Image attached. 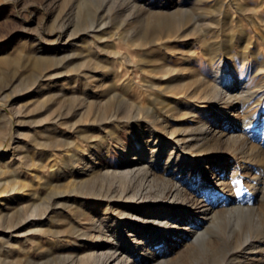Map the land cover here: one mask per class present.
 Segmentation results:
<instances>
[{
    "label": "rangeland",
    "instance_id": "374dc122",
    "mask_svg": "<svg viewBox=\"0 0 264 264\" xmlns=\"http://www.w3.org/2000/svg\"><path fill=\"white\" fill-rule=\"evenodd\" d=\"M123 1L0 0V147L3 146L0 151V193L4 191L0 195V264H83L80 256L97 248L108 250L110 246L119 250L117 254L122 251L125 258L135 259L141 264L156 262L157 256L152 257L154 253L164 257L160 264H196V260L199 264H209L199 245L213 249L210 256L221 253L222 244L218 238L235 226L225 208L252 196L254 177L264 174V161L248 147L253 143L264 149V0H125V4ZM213 9L217 14L206 18L209 21L199 20L202 24L213 23V27H208L210 30L206 37L202 24L191 30H181L163 44H153L152 47L142 45L136 35L151 15L166 17L175 13L192 17ZM88 15L96 23L97 31L83 29L87 26L83 20ZM79 21L81 24L77 25ZM64 22L70 24L66 30L68 33L60 36ZM71 31L74 34L69 35ZM214 42L222 43V49L218 50L221 55H218V60L212 61L211 44ZM244 46L246 52L242 50ZM36 54L54 55L63 64L58 68L49 65L42 73L64 71V75L48 76L40 83H34L30 63ZM198 77H207L213 83L220 82L224 90L230 83L250 90L260 88L258 96L250 101H245L242 96L229 101L225 96V100L206 101L181 96L183 100L178 108L181 110L169 116L168 129L186 126L195 129L205 124L209 134L205 145L200 147L195 139H190L193 146L172 152L175 141L171 133L164 134L165 141L157 144L151 137L155 123L149 119L138 122L118 119L101 125L95 111L85 112L81 108L59 122L54 120L61 111L57 97L54 98L59 91L68 97L76 93L81 95L88 84L97 86L91 94L96 98L97 92L110 87L130 102L136 100L152 105L151 92L158 89L148 87V83L158 86L171 79L173 84L179 85L177 88L186 91V82ZM228 92L224 91V94ZM73 121L74 127L66 124ZM11 129L14 130V139L7 136ZM233 132L241 135L239 140L227 137ZM47 140H53L51 146L44 144ZM202 146L203 151L200 149ZM154 147H160V152L154 151ZM75 151L81 155L78 164L69 159V154ZM170 155L179 157L175 171L163 168ZM129 160L169 178L184 190L186 196L176 201L159 198L157 189L165 187V184L153 182L150 185L141 174L122 181L120 177H112L105 182L102 177H97L106 168H125ZM65 171L67 177L63 174ZM90 178H95L97 188L115 181L114 186L120 188L118 195L124 185L130 188V195L140 189L146 191V188L149 192L141 194V197L137 195L133 200L117 195L115 200L102 202L90 196L73 195L63 197L60 205L55 203L52 198L54 192L79 191L77 184ZM107 184L103 188H107ZM197 202L205 203V207L215 205L220 215L225 217L199 245L193 242L192 234L197 224L205 220V210L198 209ZM47 204L51 205L45 214ZM165 204L170 213L162 219L155 217ZM244 204H248L247 201ZM252 204L262 208L264 200L257 198ZM106 205L111 209L107 211ZM107 214L116 219V232L108 230L100 238L91 236L94 232L93 218L99 221ZM12 216L16 218L12 219ZM240 221L237 223L240 225H236L235 237L256 230L250 218ZM76 226L81 227L82 232H89L77 234L80 230L75 233ZM260 227L263 228V223ZM163 250L168 251L162 254ZM244 253L238 264H263V253Z\"/></svg>",
    "mask_w": 264,
    "mask_h": 264
},
{
    "label": "bare ground",
    "instance_id": "6f19581e",
    "mask_svg": "<svg viewBox=\"0 0 264 264\" xmlns=\"http://www.w3.org/2000/svg\"><path fill=\"white\" fill-rule=\"evenodd\" d=\"M125 1V0H124ZM123 1V3H124ZM202 1V0H201ZM129 2V1H128ZM137 2V1H136ZM206 2V1H205ZM122 3V4H123ZM127 3V2H126ZM130 3V2H129ZM135 3V2H134ZM125 4V3H124ZM134 6V5H133ZM136 6V3H135ZM210 6V5H209ZM136 8V7H134ZM211 9V6L208 7ZM215 8V7H214ZM217 10L213 9V10H209V11H203L200 12L198 14L193 15V13L191 15H193L192 17H188V16H181V15H177L175 13H170L168 14L166 17H164L163 15H151L152 17H150L147 22L145 24H143L138 31L136 32L137 37L140 39V42L142 45L148 46V45H160L163 44L165 41H167L168 39H170L173 35H177L179 33V31L181 30H191L194 29L196 27H198V25H201L202 23H200V19H206L208 17H211L215 14ZM183 12V11H182ZM221 12V11H218ZM217 14V13H216ZM215 14V15H216ZM101 15V14H100ZM99 15V16H100ZM220 15V14H219ZM219 17V16H218ZM215 18V17H214ZM217 18V17H216ZM215 18V19H216ZM80 19V18H79ZM144 19V18H143ZM103 20V19H102ZM101 20V21H102ZM207 20V19H206ZM214 20V19H213ZM220 20V19H219ZM81 21V20H80ZM78 22L77 25H80L81 22ZM109 21V20H108ZM107 21V23H108ZM209 21V20H207ZM212 20H210L211 22ZM83 23L87 24V26H85L83 29H95L97 31L96 27V23L94 21H92V16L88 15L87 18L85 20H83ZM85 24V25H86ZM98 24V23H97ZM215 24V23H214ZM69 23H63L62 25V31H60V36L63 34H67L68 31L67 27H69ZM103 25V24H101ZM100 25V26H101ZM105 25V22H104ZM203 27V34L208 33V31L210 30L208 27L212 26L213 23H204L202 24ZM216 25V24H215ZM99 26V27H100ZM218 26V25H217ZM216 26V27H217ZM102 27V26H101ZM213 27V26H212ZM219 27V26H218ZM80 28V26H79ZM220 28V27H219ZM82 29V28H81ZM79 29V30H81ZM213 29V28H212ZM94 30V31H95ZM214 30V29H213ZM76 31V29L74 30ZM219 31V30H218ZM214 32V31H213ZM211 32V34L213 33ZM217 32V31H216ZM75 33H78V31H76ZM191 33V32H190ZM74 34L73 31L70 32L69 35ZM181 34V32H180ZM237 34V33H236ZM239 34V32H238ZM245 34V33H243ZM214 35V34H213ZM216 35V34H215ZM233 35V34H232ZM231 35V36H232ZM235 36V35H234ZM238 36V35H236ZM179 37V36H177ZM204 37V36H203ZM212 37V35H211ZM218 37V36H217ZM220 37V35H219ZM187 38V37H186ZM231 38V37H230ZM233 38V37H232ZM231 38V39H232ZM207 39V38H206ZM213 39V38H212ZM218 39V38H217ZM216 39V41H217ZM241 39V38H240ZM221 40V39H219ZM235 40V39H234ZM249 40V39H248ZM205 41V40H204ZM208 41V40H207ZM223 41V40H222ZM221 41V42H222ZM232 42V41H231ZM230 42V43H231ZM235 42V41H234ZM251 41H249L250 44ZM224 43V42H223ZM222 43H217L214 42L213 44H211V51L214 53L211 57V60H218V55L220 51H218L219 49H222L221 46ZM232 44V43H231ZM154 46V45H153ZM226 46V45H225ZM233 46V45H232ZM247 47V45H245ZM243 47V51H247L246 47ZM42 47V46H41ZM152 47V46H151ZM205 47V46H204ZM224 47V46H223ZM242 47V46H241ZM161 48V47H159ZM163 48V45H162ZM232 48V47H231ZM227 49V48H226ZM158 50V49H157ZM223 51V50H222ZM231 51V50H230ZM257 51V50H256ZM155 52V51H154ZM158 52V51H157ZM156 52V53H157ZM160 52V50H159ZM158 52V53H159ZM229 52V51H228ZM255 52V51H254ZM263 53V52H262ZM233 54V53H232ZM261 54V53H260ZM259 54V55H260ZM161 55V54H160ZM159 55V57H160ZM227 55V54H226ZM57 56V55H56ZM221 56V55H220ZM242 56V55H241ZM158 57V58H159ZM164 57V56H162ZM196 57V56H194ZM189 58V57H188ZM223 58V57H222ZM230 58V57H229ZM9 59V58H8ZM12 59V58H11ZM191 59V58H190ZM189 59V60H190ZM235 59V58H234ZM154 60V59H153ZM163 60V59H162ZM187 60V59H186ZM15 61V60H14ZM155 61V60H154ZM191 61V60H190ZM194 61V60H192ZM221 61V60H220ZM219 61V62H220ZM61 60L59 61L58 59L56 60V58L49 54H39V55H34V58L31 60V68H32V77H33V82L34 83H40L41 80H43L45 77L47 78H51L53 76H62V74L64 75V71H59L56 73H42L45 68H47V66L49 65H55L56 68L62 66L63 64H61ZM152 62V61H151ZM209 62V61H208ZM234 62V61H233ZM84 63V62H83ZM155 63V62H154ZM215 63V62H214ZM245 63V62H244ZM161 64V63H159ZM81 65V64H80ZM157 65V64H156ZM169 65V64H168ZM167 65V66H168ZM182 65V64H181ZM244 65V64H243ZM79 66V64H78ZM154 66V65H153ZM191 66V65H190ZM220 67V66H219ZM156 68V67H155ZM162 70V67H159ZM179 68V67H178ZM194 68V66H193ZM80 69V68H79ZM78 69V71H80ZM191 69V68H190ZM77 70V67H76ZM158 70V69H157ZM171 70V69H170ZM192 70V69H191ZM41 71V75H39V72ZM75 71V70H74ZM77 71V73H78ZM159 71V70H158ZM173 71V69H172ZM66 72V70H65ZM76 73V74H77ZM83 73V72H82ZM161 73V72H160ZM173 73V72H171ZM217 73H220V77H221V72L218 71ZM228 73V72H227ZM13 74V73H12ZM31 74V73H30ZM80 74V73H79ZM84 74V73H83ZM163 74V73H162ZM160 74V75H162ZM78 75V74H77ZM82 75V74H81ZM49 76V77H48ZM158 76V75H157ZM164 76V75H162ZM174 76V75H173ZM185 76V75H184ZM216 76V75H215ZM168 77V76H167ZM166 77V78H167ZM180 77V76H179ZM187 77V76H186ZM4 78V76H3ZM165 78V77H164ZM173 78V77H172ZM175 78V77H174ZM167 80V79H166ZM168 81V80H167ZM173 80L170 79V82H166L162 84H157L153 85V83H148V87H153L158 89L155 92H151V95L153 97V103L152 105H146L144 102H137L135 101H131L123 95H120L119 92H117L116 90H112L110 87H105L103 88V90L101 92H97V96L96 98L91 97L92 93L95 92V87L97 86H91L86 84L87 89L85 91L84 94H74L71 95V97L65 96L63 91H59L56 93V95H54V98L57 97V102L59 103V105L61 106V111H59L57 113V115L55 116L54 120L56 122H59L63 117L66 116H71L72 114H75V112L77 110H80L81 108H84L85 112H93L95 111L96 113V117H97V122L99 124L106 122V121H112V120H145V119H149L151 121H153L155 123V129H153L152 127V135L151 137L153 139H155V142L157 144L162 143L165 141L164 134H168L171 133L173 140L175 142H173V147H172V152L175 151V149L178 148V151L182 149L184 150L185 148L191 146V142L189 141L190 139H195L196 144L198 143L199 147L201 145H205V138L208 137V132H207V126L205 124H202L201 126L196 127L195 129L193 128H188V126H186L185 128H180V129H174L170 130L168 129V124H169V116H173L172 114L174 112H177V110H181L178 109L180 108L179 105L182 103V98L181 96L183 95H187L189 98L192 99H197V100H205L206 99H221L223 98V96H225L227 98V100H233L234 97L236 96H242L243 99L245 101H250L253 97L258 96V93L260 91V88H255L250 90L248 87L245 88L243 86H237V84H229L226 89L224 90V87L222 86V84H220V82L215 81L214 83L211 82L210 80L207 79V77H198L195 80L191 79L190 81L186 82V87L188 90H184V89H180L177 88L176 83L173 84L172 82ZM187 81V80H186ZM214 81V80H213ZM32 82V81H31ZM161 83V82H160ZM178 83V82H177ZM155 84V83H154ZM144 85V84H143ZM146 85V83H145ZM195 85V87H193ZM142 86V85H141ZM140 86V87H141ZM185 86V85H184ZM27 87V86H26ZM147 87V88H148ZM185 87V88H186ZM31 88V85H30ZM144 89V87H142ZM191 88V89H190ZM26 89V88H25ZM28 89V88H27ZM99 90V89H98ZM146 90V89H145ZM148 90V89H147ZM264 90V89H263ZM153 91V90H152ZM224 91H229L228 93L224 94ZM262 92V91H261ZM146 93V92H145ZM73 94V93H72ZM67 95V94H66ZM102 95L104 97H102ZM60 96V97H59ZM101 96V98H100ZM59 97V98H58ZM51 98H53L51 96ZM48 99V98H47ZM142 99V98H141ZM182 99V100H181ZM186 99V98H185ZM224 99V98H223ZM54 100V99H53ZM144 100V99H143ZM187 100V99H186ZM185 100V101H186ZM196 100V101H197ZM225 100V99H224ZM261 99H259L260 101ZM145 101V100H144ZM194 101V102H196ZM220 101V100H219ZM237 101V100H235ZM48 102V101H47ZM148 102V100L146 101ZM189 102V101H188ZM222 102V101H220ZM199 103V102H198ZM200 104V103H199ZM204 104V102H203ZM225 104V103H224ZM57 105V104H56ZM197 106V105H196ZM51 107V106H50ZM191 107V106H190ZM60 108V107H59ZM189 108V107H188ZM248 109V108H247ZM183 110V109H182ZM198 111V110H197ZM196 111V112H197ZM240 111V110H239ZM193 112V111H192ZM195 112V111H194ZM185 113V112H184ZM250 113V112H249ZM85 114V113H84ZM189 114V113H188ZM81 115V114H80ZM193 115V114H192ZM225 115V114H224ZM175 116H179V115H175ZM182 116V115H181ZM187 116V115H186ZM96 117H94L96 119ZM177 118V117H176ZM206 118V117H205ZM247 118V117H246ZM69 119V118H68ZM181 119V118H180ZM67 120V119H66ZM93 120V119H92ZM207 120V119H206ZM88 121V120H87ZM70 122V121H68ZM66 122V124H68L70 127H74L75 123L74 121L72 123H68ZM117 122V121H116ZM252 122V121H251ZM115 123V121H114ZM123 123V122H122ZM199 123V122H198ZM133 124V123H132ZM140 124V123H138ZM208 124V123H207ZM96 125V124H95ZM102 125V124H101ZM106 125V124H105ZM119 125V123H118ZM147 125V124H146ZM193 126V125H192ZM104 127V126H103ZM177 127V126H176ZM262 127V126H261ZM115 128V127H114ZM147 128V127H146ZM150 128V127H149ZM118 129V127H117ZM121 130V129H120ZM230 130V129H229ZM238 130V129H237ZM241 130V129H240ZM114 131V129H113ZM116 131V130H115ZM239 131V130H238ZM112 132V131H111ZM117 132V131H116ZM219 132V131H218ZM1 133V130H0ZM115 133V132H113ZM112 135V134H111ZM114 135V134H113ZM119 135V134H118ZM227 135V134H226ZM7 136H11L13 139L15 138L14 136V130L11 129V131L8 133ZM117 136V135H116ZM238 136H241L239 133H230L227 135V137L229 139L231 138H235L237 140ZM118 137V136H117ZM150 137V136H149ZM114 138V137H113ZM116 138V137H115ZM222 138V137H221ZM99 139V138H98ZM223 139V138H222ZM109 140V139H108ZM215 140V139H214ZM221 140V139H220ZM53 141V140H52ZM52 141H46L44 144L45 145H50V143H52ZM99 141V140H98ZM123 141V140H122ZM97 142V141H96ZM106 142V141H105ZM113 142V141H112ZM190 142V143H189ZM90 143V142H89ZM88 143V145H89ZM99 143V142H98ZM104 143V142H103ZM116 143V142H115ZM87 144V143H86ZM105 144V143H104ZM119 144V143H117ZM155 144V143H154ZM91 145V144H90ZM93 145V142H92ZM97 146V144H94ZM103 145V144H102ZM124 145V144H123ZM172 145V144H171ZM51 146V145H50ZM99 146V145H98ZM193 146V145H192ZM216 146V145H215ZM86 148V146H84ZM249 149L252 150L251 152H255V155L257 157H259L260 160L264 161V149L260 148V147H256L253 143L249 144ZM79 148V147H78ZM97 148V147H95ZM124 148V147H122ZM160 148V147H159ZM156 149L154 147V151L160 152V149ZM203 146L200 148L201 151H203ZM3 149V146L0 147V151ZM62 149V148H61ZM68 149V148H67ZM111 149V148H110ZM74 150V149H73ZM151 150V149H150ZM78 151V149H77ZM152 151V152H154ZM82 152V151H81ZM233 152V151H232ZM68 153V151H67ZM66 153V154H67ZM70 153V152H69ZM103 153V152H102ZM157 153L155 154V156L157 155ZM197 153V152H196ZM109 154V153H108ZM214 154V153H213ZM68 155V154H67ZM94 157V155H92ZM69 159L72 160L71 162L75 161L74 163L78 164V161L81 159V155L79 153L75 152H71L69 154ZM65 160H67L65 158ZM146 160V159H145ZM179 160V157H173V155H170L167 158L166 164L163 168H165V171L168 169H172L173 171H175L176 169H178L176 162ZM61 162V161H59ZM70 162V163H71ZM80 163V162H79ZM82 163V162H81ZM54 164H56L54 162ZM59 164V163H58ZM68 164V162H67ZM72 164V163H71ZM76 164V165H77ZM84 164V163H83ZM159 164V163H158ZM62 165V164H61ZM74 165V164H73ZM80 165V164H79ZM88 165V164H87ZM54 166V165H53ZM58 166V165H57ZM125 168H121L120 170H115V169H109L106 168V170L101 171V174H99L97 177H102L104 179V181L107 178H112V177H120L121 181L125 178H130V177H136L137 175L141 174L143 175L144 179H147L148 182L153 184L154 183H159L161 182L162 184H165V187H161L159 189H157V191H160L158 196H160L159 198L162 199H166L167 201H176L178 199H181V197H185L186 195H184V190L177 185L175 182H172L169 178L166 177H162L161 175H158L156 172L152 171L151 169L146 168L143 164H139V162H135L132 160L128 161V164L125 165ZM66 167V166H65ZM68 167V166H67ZM78 167V166H76ZM87 167V166H86ZM93 167V166H92ZM95 167V166H94ZM57 168V167H55ZM79 168V167H78ZM102 168V166H101ZM203 168V167H202ZM103 169V168H102ZM205 170V169H204ZM250 170V169H249ZM68 171V169H67ZM67 171L63 172L64 176L67 177ZM70 171V170H69ZM68 171V172H69ZM72 171V170H71ZM98 171V170H97ZM100 171V170H99ZM94 172V171H93ZM164 173V171H162ZM207 172V171H206ZM100 173V172H98ZM62 174V173H61ZM71 174V173H70ZM96 174V173H95ZM57 175V174H56ZM72 175V174H71ZM90 177V176H89ZM96 177V176H95ZM141 177V176H140ZM119 178V179H120ZM161 179V180H159ZM173 179V178H172ZM223 179V178H222ZM95 180V178H94ZM93 179H89L84 182H80L77 184V188H79V191L76 189H72L71 190H61V191H56L54 192L52 198L56 201L55 203L60 205L62 204V199L63 197H72L73 195H80L82 197H86V196H90L91 198L96 200H100L103 202V200H110V199H116L117 195H118V190L120 188H118V186H114L115 185V181L110 182L111 179L109 180L110 184L108 186L107 183H105L104 185L107 184V188H103L105 187L104 185H102L103 187L101 188H97L96 184L94 182ZM116 180V179H115ZM255 182L252 183V190L254 192V194H256V196L254 197V194L252 196H246L243 200H241V202H239V204L235 205V206H228L225 208V210L227 211V213H229L230 218L232 217V219H234V221L231 219L230 222H232V224L234 223V227L231 226V229L228 231V234H224L225 236H221L218 238V240H220V244H222V248H220V252L218 254H214L213 256H210V253L212 252L213 249H211L208 246H201V241H204L205 238L207 237V235L211 232V230L217 225L221 224L223 217L222 215H220L219 210L216 208L215 205L209 206V207H205V203H201V202H197L196 204L198 205V209L200 210H205L204 211V215L203 218L205 220H202L201 222H199L197 224V228L194 230V233L192 234V239L193 242H195L196 245H199V247L203 248L202 253L203 256L208 258V262L209 264H238V259L245 254L244 252H258V254L263 253V256H261V259L263 261L264 264V206L262 208H260L259 206H256L255 204H252L253 201H255V199H259V200H264V174L263 175H257L254 177ZM102 181V180H101ZM103 181V182H104ZM117 181V180H116ZM219 181V180H218ZM106 182V181H105ZM125 182V181H124ZM118 183V182H117ZM53 184V183H52ZM95 184V185H94ZM120 185V182L118 183ZM117 184V185H118ZM125 184V183H123ZM128 184V183H127ZM168 184V185H166ZM157 185V184H156ZM187 185V184H186ZM101 186V184L99 185ZM147 186V185H146ZM182 186V185H181ZM50 187V186H49ZM205 187V186H204ZM53 188V187H52ZM187 188V187H186ZM130 188L125 186L123 187V190L120 191V198L121 197H127L129 200H133L136 199V196L139 195L141 197L142 195H145L147 192H149V188H146V191H137V192H133L134 195H130L129 194V190ZM151 190V189H150ZM155 191V190H153ZM152 191V192H153ZM4 192V191H3ZM2 192V193H3ZM151 192V191H150ZM0 193V195L2 194ZM132 193V194H133ZM129 194V195H128ZM156 194V193H155ZM127 195V196H126ZM145 197V196H144ZM257 197V198H256ZM189 198V197H188ZM144 199V198H143ZM68 200V199H66ZM71 200V199H70ZM75 200V199H74ZM194 200V199H193ZM65 201V200H64ZM76 201V200H75ZM83 201V200H82ZM85 201V200H84ZM126 201V200H125ZM247 201L248 204H244V202ZM90 202H94V200H90ZM72 203V202H70ZM69 203V204H70ZM68 204V203H67ZM83 204V203H82ZM86 204V203H85ZM90 204V203H89ZM97 204V203H96ZM110 204V203H109ZM107 204V205H109ZM51 205V204H50ZM50 205L47 204L46 206V210H45V214L48 212ZM77 205V203H76ZM80 205V204H79ZM106 205V207H107ZM78 206V205H77ZM88 206V205H87ZM110 206V205H109ZM107 207V211L110 210V207ZM75 207V206H74ZM100 207V206H99ZM110 208V209H109ZM155 208V207H154ZM73 209V208H72ZM80 209V208H79ZM82 209V208H81ZM85 209V208H84ZM118 209V208H117ZM123 209V208H122ZM141 209V208H140ZM161 209V208H160ZM1 210V209H0ZM62 210V209H61ZM60 210V212H61ZM120 210V209H118ZM117 210V211H118ZM166 210V211H165ZM2 211V210H1ZM54 211V210H53ZM105 211V210H104ZM115 211V212H117ZM125 211V210H122ZM133 211V210H132ZM142 211V210H140ZM148 211V210H147ZM224 211V210H223ZM221 211V212H223ZM21 212V211H20ZM67 212V211H66ZM75 212V211H74ZM129 212V211H128ZM4 213V212H3ZM16 213V212H15ZM18 213V212H17ZM65 213V212H64ZM89 213V211L86 213ZM98 213V212H97ZM107 213V212H105ZM120 213V212H119ZM118 213V214H119ZM125 213V212H124ZM170 213V210L168 208V205H164V207L162 208V210L155 213V217L157 218H164L166 215H168ZM53 214V213H52ZM61 214V213H59ZM91 214V213H90ZM132 214V212H131ZM139 214V213H138ZM194 214V213H193ZM2 215V214H1ZM101 215V214H100ZM106 215V214H105ZM89 216V215H88ZM126 216V215H125ZM129 216V215H128ZM42 217V216H41ZM40 217V218H41ZM80 217V216H79ZM82 217V216H81ZM80 217V218H81ZM85 217V215H84ZM92 217V216H91ZM172 217V216H171ZM15 219L16 216H12V219ZM225 218V217H224ZM250 218V223L253 224L256 230H252L251 232L247 231L246 233H243L242 235L235 237V232H236V228H238V226L236 227V225H240L237 223H240V219H247ZM43 219V218H42ZM79 219V218H77ZM86 219V218H83ZM92 219V218H91ZM146 219V218H145ZM148 219V218H147ZM152 219V218H151ZM229 220V219H228ZM75 221V220H74ZM82 221V219L80 220ZM116 219L107 214V216H104L102 218V220H99L95 217L92 220V229L94 232H92L91 236L96 238H100L102 236V234L106 231H113L114 233L116 232V229H114L115 227V222ZM145 221V220H144ZM164 220H162L161 222L163 223ZM184 221V220H183ZM226 221V220H225ZM77 222V221H76ZM84 222V220L82 221ZM115 222V223H114ZM228 223V222H227ZM261 223H263V228H261ZM80 224V222H79ZM250 224V225H251ZM150 225V224H149ZM195 225V224H194ZM80 226V225H79ZM226 227V226H225ZM137 228V227H136ZM147 228V227H146ZM81 229V227L76 226L74 232L77 233L79 230ZM90 229V230H92ZM83 230V229H82ZM121 230V229H120ZM228 230V229H227ZM86 232H82L80 230V232H78L77 234H87L88 230H83ZM226 231V229L224 230ZM89 232V231H88ZM91 232V231H90ZM112 232V233H113ZM126 233V232H125ZM131 233V232H130ZM226 233V232H225ZM74 235V233H72ZM108 234V233H107ZM106 234V235H107ZM55 235V234H54ZM115 235V234H114ZM132 235V234H131ZM57 236V235H56ZM60 236V235H59ZM84 236V235H81ZM113 236V235H112ZM61 237V236H60ZM133 237V236H132ZM177 237V236H176ZM187 237V236H186ZM85 238V237H84ZM92 238V237H91ZM115 239V238H114ZM122 239V238H121ZM94 240V239H93ZM140 242H145L144 240H140ZM139 242V243H140ZM183 242V241H182ZM106 243V242H105ZM156 243H160L159 241L156 240ZM97 244V243H96ZM142 246V245H141ZM219 246V245H218ZM125 247V246H124ZM220 247V246H219ZM130 250V249H129ZM161 250V249H160ZM119 250L115 249L113 250L110 246V248L108 250H99L97 249H93L89 254L87 253V255L84 254V256H80L79 260H82L83 264H141L140 262H137L135 259L132 258H125V255L122 254V251L120 252V254H117ZM146 251V250H145ZM168 250H163L162 254H165V252H167ZM70 253V252H68ZM84 253V252H83ZM82 253V254H83ZM71 254V253H70ZM74 253H72L73 255ZM128 254V253H127ZM256 256H258L257 253H255ZM61 255H64L61 254ZM68 255V254H67ZM132 255V254H131ZM158 257L160 256L159 254H153L152 257ZM128 257V255H127ZM132 257V256H131ZM158 259L156 262H151V263H145V264H160L163 261L162 257H158ZM244 257V256H243ZM257 258V257H256ZM113 260H115L113 262ZM258 260V259H257ZM75 261V259H74ZM198 260H196V264H199V262H197ZM66 262V261H65ZM76 262V261H75ZM113 262V263H112ZM207 262V261H206ZM67 263V262H66ZM256 264V263H255Z\"/></svg>",
    "mask_w": 264,
    "mask_h": 264
}]
</instances>
